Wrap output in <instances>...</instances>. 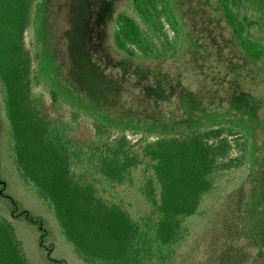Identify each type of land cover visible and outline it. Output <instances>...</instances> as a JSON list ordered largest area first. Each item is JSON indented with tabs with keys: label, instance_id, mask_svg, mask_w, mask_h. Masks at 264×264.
<instances>
[{
	"label": "trees",
	"instance_id": "obj_1",
	"mask_svg": "<svg viewBox=\"0 0 264 264\" xmlns=\"http://www.w3.org/2000/svg\"><path fill=\"white\" fill-rule=\"evenodd\" d=\"M113 42L131 58L178 54L174 0H131ZM236 40L264 60V34L247 35L237 10L257 13L264 0H217ZM39 0H0V91L16 172L54 216L85 264H173L190 221L219 204L228 172L248 164L251 139L233 126H211L138 142L85 113L54 87L36 91L38 50L27 42ZM225 188H228L226 186ZM0 264H30L13 222L0 214Z\"/></svg>",
	"mask_w": 264,
	"mask_h": 264
},
{
	"label": "rangeland",
	"instance_id": "obj_2",
	"mask_svg": "<svg viewBox=\"0 0 264 264\" xmlns=\"http://www.w3.org/2000/svg\"><path fill=\"white\" fill-rule=\"evenodd\" d=\"M181 45L170 57L131 58L113 42L131 0H39L27 42L40 60L36 91L54 87L82 113L143 137L233 126L251 139L248 164L227 173L221 200L190 221L173 264H264V60L236 40L217 0H174ZM247 35H263L257 13L237 10ZM228 186V188H225ZM0 214L10 219L30 264H85L56 220L18 176L0 91Z\"/></svg>",
	"mask_w": 264,
	"mask_h": 264
}]
</instances>
